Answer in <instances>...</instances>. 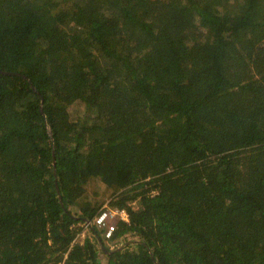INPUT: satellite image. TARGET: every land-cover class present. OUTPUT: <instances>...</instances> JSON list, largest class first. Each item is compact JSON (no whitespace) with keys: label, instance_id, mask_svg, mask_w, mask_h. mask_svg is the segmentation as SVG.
Wrapping results in <instances>:
<instances>
[{"label":"trees","instance_id":"16d2710c","mask_svg":"<svg viewBox=\"0 0 264 264\" xmlns=\"http://www.w3.org/2000/svg\"><path fill=\"white\" fill-rule=\"evenodd\" d=\"M0 264H264V0H0Z\"/></svg>","mask_w":264,"mask_h":264},{"label":"built area","instance_id":"2783aa9c","mask_svg":"<svg viewBox=\"0 0 264 264\" xmlns=\"http://www.w3.org/2000/svg\"><path fill=\"white\" fill-rule=\"evenodd\" d=\"M127 216L128 215L125 210L111 209L106 207L103 208L95 217V224L99 229L103 230L106 238H111L115 230V219H127Z\"/></svg>","mask_w":264,"mask_h":264},{"label":"rangeland","instance_id":"374dc122","mask_svg":"<svg viewBox=\"0 0 264 264\" xmlns=\"http://www.w3.org/2000/svg\"><path fill=\"white\" fill-rule=\"evenodd\" d=\"M98 185V189H100V194H99V197L101 198H106L109 196L110 192L108 190H106L105 186L103 184H97ZM93 190H94V185L91 183L88 187V195H89V198L92 199L93 197ZM87 230L85 229L82 233H81V238H83L85 236V234L87 233L86 232ZM103 257V255H102Z\"/></svg>","mask_w":264,"mask_h":264},{"label":"water","instance_id":"95a60500","mask_svg":"<svg viewBox=\"0 0 264 264\" xmlns=\"http://www.w3.org/2000/svg\"><path fill=\"white\" fill-rule=\"evenodd\" d=\"M54 165H56V160H55V158H54ZM57 190H58L59 197H60V199H61V192H60V190H59L58 185H57ZM120 248H122V246H120L119 249H120Z\"/></svg>","mask_w":264,"mask_h":264}]
</instances>
